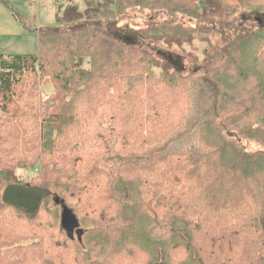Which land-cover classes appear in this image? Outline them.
Instances as JSON below:
<instances>
[{
  "label": "trees",
  "instance_id": "1",
  "mask_svg": "<svg viewBox=\"0 0 264 264\" xmlns=\"http://www.w3.org/2000/svg\"><path fill=\"white\" fill-rule=\"evenodd\" d=\"M124 1L69 4L58 28L38 30V55L0 58V264H264V0L236 20L226 11L212 45L199 22L119 26ZM130 5L214 22L227 8ZM197 41L210 46L201 64L187 50ZM48 81L57 94L30 104L27 88ZM151 83L194 102L183 133L200 134V152L164 151L186 135L174 138L184 117L148 105ZM112 160L119 179L99 166ZM37 166L23 182L17 170ZM95 202L100 219L87 212Z\"/></svg>",
  "mask_w": 264,
  "mask_h": 264
},
{
  "label": "rangeland",
  "instance_id": "2",
  "mask_svg": "<svg viewBox=\"0 0 264 264\" xmlns=\"http://www.w3.org/2000/svg\"><path fill=\"white\" fill-rule=\"evenodd\" d=\"M133 1V0H132ZM131 0H125L122 6H125V11L121 12L116 16L118 20L119 26L128 25L132 29L136 30H144L151 26H158L165 21H175L180 22L183 21L185 25H198L200 23V37L208 38L210 40L211 45L216 44L220 41V35L217 32L212 31V29L218 31V29L222 30V26H220L217 22L224 18L226 15V11L234 10L236 7V13L231 15L228 21H231L235 16L239 19L241 16H249L250 12H248L244 6L250 2L256 0H224L226 3V7L220 10L217 15L218 19L212 21V19H207L205 17L199 19H190L186 15L183 14H176L171 15L166 12H156L152 10H140L138 7H134L130 5ZM175 1V0H174ZM219 2V1H218ZM221 2V1H220ZM75 4L79 7L81 11H85L87 8L86 0H68L64 2V0H0V58L3 56H10V55H38L39 53V39H38V30L45 29V28H58L61 24L59 23V17L62 15L63 11L69 4ZM223 3V2H221ZM238 11V12H237ZM184 16V17H183ZM257 18V17H256ZM237 25H240V21H236ZM264 23V22H263ZM253 26H258L259 24L257 21H252L250 23ZM212 28V29H211ZM211 29V30H210ZM210 30V31H208ZM197 36L199 35V30H197ZM228 36L229 30H227ZM235 34V33H233ZM210 49L208 43L206 42H199L195 43V47L193 49H187L190 51L196 52L198 54L200 60V64L204 60L203 51L205 49ZM83 68H86L84 66ZM155 74H159L160 71L155 69ZM149 89L143 87V90H147L148 95V105L160 104L159 106H164V108H171V106H178L179 109L182 110V115L177 117H184L181 120V128H178L175 139H178V134L183 136L178 139L174 144L170 146V148L166 149L165 145L160 144L159 147L164 148L165 152H188V153H198L199 150V139L200 134L197 132L196 134H188V132L183 133L184 131H188L190 129V115L192 114L190 110L194 106V102L190 101L189 106L182 105L180 101H175L173 96V89L169 86L166 89L169 93H163L166 89L162 92L158 91V85L151 83ZM29 89V97H30V104L33 102L36 103H46V101L52 96L57 94V89L55 88V84L52 81H48L47 83L40 82L37 86ZM153 91V92H152ZM163 93V94H162ZM178 97V94H176ZM48 98V99H47ZM82 102L80 101L79 104ZM145 104V102H144ZM147 105V106H148ZM127 108V107H126ZM153 107H146L145 111L148 112ZM155 108V107H154ZM172 110V109H171ZM177 115V113H176ZM173 116H175L173 114ZM176 117V116H175ZM40 121V119H39ZM174 125L177 124V120L171 119L170 121ZM130 122L128 128L131 126ZM172 132L175 133L176 130ZM145 134H137L135 135L136 140H143ZM189 135V136H187ZM114 144V143H113ZM91 146H96L95 142L91 143ZM253 147V146H252ZM163 152V151H162ZM126 157H129L128 149L124 152ZM42 161V160H41ZM43 162V161H42ZM56 162L55 159H50L47 161V166L50 169L55 168L54 163ZM44 163V162H43ZM102 164L103 168L107 170L111 169V172H115L116 179H119L120 174L118 169L113 168L116 166V161L112 160L109 162L108 165H104L105 162L101 161L99 166ZM37 169V170H36ZM56 172L60 171L56 167ZM41 166H37V168H25V169H18L17 173L20 176L23 182H32L35 179V176L42 172ZM55 176L50 175V179L53 180ZM102 198H104V194H101ZM97 201V200H96ZM89 209L87 212L90 214V217H97L100 219V212L103 210L104 203H88ZM108 205V203H107ZM162 212V211H161ZM109 222V221H108ZM131 263V261H130Z\"/></svg>",
  "mask_w": 264,
  "mask_h": 264
},
{
  "label": "water",
  "instance_id": "3",
  "mask_svg": "<svg viewBox=\"0 0 264 264\" xmlns=\"http://www.w3.org/2000/svg\"><path fill=\"white\" fill-rule=\"evenodd\" d=\"M70 225H71V229H72L73 231L78 227L77 223L74 222L73 220H70Z\"/></svg>",
  "mask_w": 264,
  "mask_h": 264
},
{
  "label": "built area",
  "instance_id": "4",
  "mask_svg": "<svg viewBox=\"0 0 264 264\" xmlns=\"http://www.w3.org/2000/svg\"><path fill=\"white\" fill-rule=\"evenodd\" d=\"M68 0H64V2H67Z\"/></svg>",
  "mask_w": 264,
  "mask_h": 264
},
{
  "label": "crops",
  "instance_id": "5",
  "mask_svg": "<svg viewBox=\"0 0 264 264\" xmlns=\"http://www.w3.org/2000/svg\"><path fill=\"white\" fill-rule=\"evenodd\" d=\"M3 56V55H2Z\"/></svg>",
  "mask_w": 264,
  "mask_h": 264
}]
</instances>
